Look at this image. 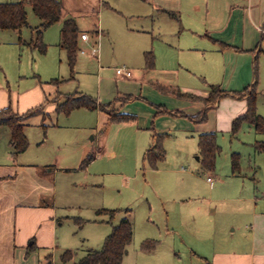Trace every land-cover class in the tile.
<instances>
[{"label": "rangeland", "instance_id": "374dc122", "mask_svg": "<svg viewBox=\"0 0 264 264\" xmlns=\"http://www.w3.org/2000/svg\"><path fill=\"white\" fill-rule=\"evenodd\" d=\"M12 1L16 0L0 3ZM101 1L105 4L98 10L97 18H84L80 14L75 17L80 28L100 30L99 60L77 52L72 76L66 54L58 47L60 23L43 32L42 41L47 47L44 53L20 45V39L33 38L32 29L40 22L31 6L25 5L27 26L20 32L0 29V86L14 94L38 83L44 104H50L49 100L57 93L73 94L77 87L93 98H98L104 89L106 93L118 89L119 94L130 95V99L121 102L120 111L140 113L150 108L153 120L165 115H155L158 108L170 110L166 101L163 105L161 101L167 96L174 97L161 92L159 85L189 91L179 86V79L186 87L194 85L204 90L224 87L227 94L220 98L215 109L211 108L216 116L212 117L208 110L205 120L199 121L200 129L216 127L212 133L220 151L215 156V168L210 171L201 168L198 149L192 147L191 134L185 132L177 136L172 131L164 139L165 159L153 169L143 160L150 131L144 130L137 120H110V128L103 124L102 131L95 110L77 108L69 114L51 113L44 119L34 115L26 128L29 146L18 158L24 163L39 162L37 170L41 175L45 174L42 163L56 167L58 238L54 248L47 246L39 255L28 251L15 264H44V257L50 254L52 264H63L60 255L65 250L74 252L76 262L90 249L101 248L112 227L127 213L125 210L131 215L133 237L122 264H209L195 253L209 256L212 251L233 246L231 243L243 238L242 214L245 206L252 203L235 197L258 196L263 190L264 156L254 149L253 143L264 140V134L245 122L234 136L231 134L230 116H238L245 109L244 100L234 94L244 88L229 84L218 53L206 47L209 40L195 29L206 20V0H192L181 12L159 11L155 16L148 4L140 0ZM207 9L210 20V12L213 15V11L220 10V2L208 0ZM93 34L95 39L97 34ZM92 41H79V48L89 50ZM145 51L153 54L151 69L145 66ZM214 54L216 62L212 60ZM254 56L251 74L253 81L257 80L256 109L264 117V52H255ZM112 58H116L119 66L133 71L132 80L138 82L145 76L147 83L117 82L109 65ZM54 79L58 81L50 82ZM28 107L21 101L18 105L20 111ZM179 118L191 121L188 117ZM149 125L156 130L153 122ZM89 127L96 129L90 132ZM0 130V162H4L14 150L7 144V128ZM92 133L96 139L89 142ZM84 142L94 158L81 166L79 145ZM232 153L239 154L241 176L230 172ZM50 177L54 179L53 174ZM101 209L119 211L110 217L97 213ZM148 240L156 241L151 250L142 248Z\"/></svg>", "mask_w": 264, "mask_h": 264}, {"label": "crops", "instance_id": "0c3cea01", "mask_svg": "<svg viewBox=\"0 0 264 264\" xmlns=\"http://www.w3.org/2000/svg\"><path fill=\"white\" fill-rule=\"evenodd\" d=\"M59 1L62 5V18L58 23L62 25V21L64 19L72 17L73 19H75L80 33L86 32L89 34L90 40H94L93 33L96 32L98 27L95 30L92 29V31L88 28H80L76 18L79 14L84 18H86L87 16H93L97 18L98 10L100 9L101 5L105 4V2L101 0ZM140 1L147 3L148 8H150V12H152V15L155 16L156 14L158 15L159 11L173 12L176 10L178 12H181L184 10L188 2L192 0H185V3L182 2L183 0ZM212 1L220 2V10L213 11V15H211L210 12L209 20V10L207 9L208 0H206V20L202 23V25L198 24L195 29L199 32V35H203L209 40L206 47L209 48L212 53H218L219 60L222 62L224 69L227 70V79L229 81V84L238 86L240 88H245L253 83L251 67L253 60L256 59L257 56V54L256 56H254L255 52H264V0ZM222 2L223 6H221ZM170 14L175 17L174 13ZM39 24L40 22L36 26H38ZM187 29H189V27ZM20 31L21 29L19 30V32ZM29 41L21 39L19 40L21 46H27L26 43ZM79 41L81 42L80 39ZM59 42L60 32L58 47L59 49H61V47L59 46ZM212 60L216 62L215 54L212 57ZM209 63H212V61ZM109 65L112 69H114L115 66H119L117 64L116 58H112ZM129 70L132 74L131 78L118 77L115 74V70H113L116 81L136 83V79L132 80L134 78L133 71L131 69ZM147 81L148 79H146L145 76L138 79V82L140 84H145L147 83ZM224 82L225 80L222 82V84H224ZM177 83L180 87L185 86L183 88L189 90L186 92H190L202 97H206L211 90H204L198 86L195 88L194 85L192 87H186V85L179 81V79L177 80ZM220 89L226 91L224 87H220ZM75 90V92L83 93V91L78 89V87ZM42 93L43 92L41 91L38 83H34L32 87H29L20 93L14 94L13 92L7 91L4 86H0V110L8 108L11 111V114L17 118H22L24 114L29 111H36V113H33L32 115L21 119L23 124V135L28 143L27 148L29 146V142L26 128L27 126H29V119L34 115L41 116L42 119H44L51 113H56L55 108L57 103V96L59 97L58 101L61 102L62 99L67 96L62 95L61 93H57L51 100H49L51 101L50 104H48L49 102H46V104H44V95ZM127 96L130 95L125 94L124 92L119 94L118 89H112L111 92L107 93L106 89H104V92H101L100 96L98 97L99 100L98 98L95 99L99 104H110V106L113 107V110H115L117 114L127 115L132 119V121L137 120L143 125L142 127L140 124V126L144 130L150 131L149 144L143 152V157L146 150L152 145L153 133H164L166 135L165 138H168V136L171 135L172 131L175 132L177 136H181L180 134L184 132L186 134H191L190 138L191 140H193L192 147L194 148V146H196L198 149L199 135L210 131L212 132L216 129V127H214V129H211L209 127H207L208 129H200L199 121L193 119V117L200 114V112H202V110L205 108V106L201 102L179 100L175 99L174 97L167 96V99L162 100L160 104L163 105L166 101L165 105L170 110L165 115L157 117L153 120V111L150 108L149 110H145L140 113L120 111L121 102L125 98H127ZM12 98L15 99L14 102L13 100H11ZM20 101L22 103H25V106H30L31 108L28 107L26 111H20L18 109ZM219 101L220 99L216 103L209 105L207 109V111L211 110L212 117L216 116L215 112L212 109H215L217 107ZM49 105H51V107H48ZM245 109H241V113H239L242 114ZM95 111L100 119L99 124L101 125L102 131L104 130L103 124L107 125L108 128H110L109 124L110 120L112 121V118L108 111H106L105 109L100 110L98 108L95 109ZM173 112L183 113V116L188 117L191 121H188L186 119L183 120L179 118L182 115H176L173 114ZM236 117L237 114H233L230 116L231 123ZM42 122L43 121H41V124H43ZM149 122H153L155 124V128L157 131L154 130L152 125L148 126ZM1 127L6 126L1 125L0 129ZM96 127H89V131L92 132V129H96ZM6 128V131L8 132L6 133L5 130L3 131H5L7 137V144L9 147H12L10 144V129L8 127ZM200 130L204 131L201 132ZM101 136H103V134L100 135V137ZM95 139L96 137L92 133L90 135L89 142H93L95 141ZM79 148L81 150L80 164L81 166H84L94 158V155H92V153L88 151L89 145L87 144V142L79 145ZM25 151L16 152L14 150L11 157H7L4 162H0V264H15L19 257L22 258L28 251H33L35 253L38 252L39 255L41 249H45L47 248V246H52V248H54L55 242L58 238L56 181L54 176L56 173V167L54 165L51 166L50 164L42 163V167H44L43 172H45V174H39V171L37 170L39 162L24 163L20 158H18L19 155L24 153ZM197 161H199V159ZM55 162H58V160ZM230 172L232 173L231 168ZM50 174H53L54 179L50 177ZM232 174L241 176L240 172L237 174ZM262 186L263 190H260L258 196H255L254 194H242L235 197V199L237 200L243 202L249 201L252 203L247 204V207L245 206V211L242 214L243 223L241 226V232L243 233V238H240L233 244L231 243V245L233 246H229L228 248L220 249L217 251H212L209 256L203 255L201 253H195L196 255L205 259L209 264H211V258L212 264H264V182ZM122 218H127L132 224L130 213H125ZM58 225H60V223ZM51 257V254L48 256L46 255L44 257V264H52ZM208 257L210 261L208 260Z\"/></svg>", "mask_w": 264, "mask_h": 264}, {"label": "trees", "instance_id": "16d2710c", "mask_svg": "<svg viewBox=\"0 0 264 264\" xmlns=\"http://www.w3.org/2000/svg\"><path fill=\"white\" fill-rule=\"evenodd\" d=\"M25 5H30L33 13L40 20V24L34 27L33 38L27 42V46L31 49L37 50L40 53L46 51V44L42 41L43 31L50 25L61 21L62 18V5L59 0H18L16 2L0 3V29L3 30H16L27 26V12ZM79 34L80 31L77 27L75 19L68 17L62 21L60 29V42L59 46L66 54V60L69 65L71 76L76 63L77 51L79 48ZM145 66L152 68L154 65V57L151 51L144 52ZM58 79L51 80L50 82H57ZM257 80L243 89V91L234 94L235 97L245 100L246 109L238 115L231 123V134L234 136L243 122L252 125L255 131L259 134H264V117L257 113L256 99L257 93L255 87ZM163 93H169L176 98L186 101L201 102L205 108L193 117L196 121H203L206 117V111L209 105L216 103L227 92L220 89L219 86H213L206 97H202L190 92H182L177 87L157 86ZM55 112L69 114L72 110L77 108H86L88 110H106L111 115L113 121H120L128 119L129 117L124 114H117L113 107L97 103L96 99L85 95L83 93L74 92L73 94L65 96L64 100L58 101ZM130 99L127 96L123 101ZM168 111L165 108H158L156 114H166ZM36 111H29L24 114V117L30 116ZM176 115L183 113L173 112ZM11 114V111L6 108L0 110V126H6L10 129L11 139L10 144L16 152L25 151L27 148V140L23 135V124L21 119ZM164 133L152 134V145L146 150L143 160L150 168H156L157 164L165 157V150L163 147ZM254 149L262 153L264 156V140H256L253 143ZM220 148L216 144L214 133H202L199 135L198 141V154L199 162L203 170H213L215 168V156L219 153ZM230 168L232 173H239V154L232 153L230 156ZM119 210L101 209L97 213L108 214L110 217ZM128 212V210H125ZM133 237V226L127 218H122L120 222L113 226L110 233L105 237L104 242L100 249H90L84 256L73 262L74 252L65 250L60 255V261L63 264H122L123 258L127 253V246L131 243ZM150 242V243H149ZM156 246V241H145L142 248L151 250Z\"/></svg>", "mask_w": 264, "mask_h": 264}, {"label": "built area", "instance_id": "2783aa9c", "mask_svg": "<svg viewBox=\"0 0 264 264\" xmlns=\"http://www.w3.org/2000/svg\"><path fill=\"white\" fill-rule=\"evenodd\" d=\"M100 30L97 28L96 30V38L91 42L90 44V49L86 50V49H82V48H78L79 53L83 54V55H87L90 59H94V60H99V42H100ZM79 38L81 41L89 43L90 42V36L88 33L86 32H81L79 34ZM115 70V74L118 77H122V78H131L132 74L130 72V70L126 67V66H115L114 67ZM208 181H211V179L208 177L207 178Z\"/></svg>", "mask_w": 264, "mask_h": 264}, {"label": "water", "instance_id": "95a60500", "mask_svg": "<svg viewBox=\"0 0 264 264\" xmlns=\"http://www.w3.org/2000/svg\"><path fill=\"white\" fill-rule=\"evenodd\" d=\"M197 159H199V157H197Z\"/></svg>", "mask_w": 264, "mask_h": 264}]
</instances>
